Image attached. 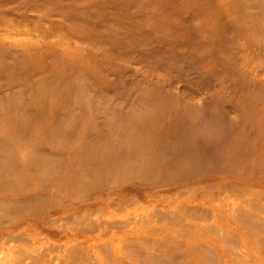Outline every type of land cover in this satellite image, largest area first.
<instances>
[{
	"label": "rangeland",
	"instance_id": "obj_1",
	"mask_svg": "<svg viewBox=\"0 0 264 264\" xmlns=\"http://www.w3.org/2000/svg\"><path fill=\"white\" fill-rule=\"evenodd\" d=\"M260 164L264 0H0V219L45 218L10 258L264 264Z\"/></svg>",
	"mask_w": 264,
	"mask_h": 264
},
{
	"label": "bare ground",
	"instance_id": "obj_2",
	"mask_svg": "<svg viewBox=\"0 0 264 264\" xmlns=\"http://www.w3.org/2000/svg\"><path fill=\"white\" fill-rule=\"evenodd\" d=\"M77 156L79 157L80 153H78ZM90 159L97 160V158L93 157V155H89L88 161ZM123 166L124 164L121 167ZM128 166L135 167V164L131 162ZM260 166L264 167L263 164H260ZM126 167L127 166H125L122 169L125 170ZM57 177L63 183H70L71 181H69L68 178L69 177L73 178V176H68L67 173H65L63 176L57 175ZM76 177L79 178L78 176ZM128 181H131V180H128ZM136 181L139 183L137 187L144 189V191L142 192V195L145 197H147L150 194L145 189H150L148 191L152 192L153 189L163 188V186L159 184H147L141 179H136ZM43 185L51 186L50 184H43ZM56 192H60L59 187L56 188ZM28 193H29L28 189H17V188L10 190V191H0V210H2L3 208L9 209L11 207H18L20 204L17 201L29 202L31 196H28L27 195ZM32 198H39V197H32ZM95 203H86V204L93 206L95 205ZM118 204H125V203L118 201ZM72 208L74 207L65 206L59 209L58 211L60 212L69 211ZM35 218H31V217L27 218L25 215H18V216L10 215V217L7 218L5 221L0 219V237L3 236L2 237L3 239L0 240V249H2L0 251V264H12V263L14 264V262H19V264H34L36 261L42 260V257H43L42 255H40L38 258L34 257L33 255L34 249L32 248H29L27 250L20 248L22 250L18 252V255L16 257L10 258V254L13 252L11 250L18 247L16 246V242L23 240L24 236L27 235L24 229H21L20 231L16 232V230L21 228L19 226L24 225V227H29L30 224H33V223H35L36 226H38L37 223H40V222L43 223L45 220V218H37V219ZM121 242L122 243L120 245H123L126 243L125 240H121ZM62 259H64V257H62L61 260ZM48 261L51 264V263H56L57 260L55 259V262H54V259L48 258Z\"/></svg>",
	"mask_w": 264,
	"mask_h": 264
}]
</instances>
